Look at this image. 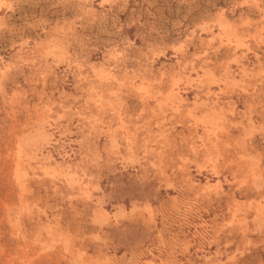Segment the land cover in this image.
<instances>
[{
    "label": "rangeland",
    "instance_id": "1",
    "mask_svg": "<svg viewBox=\"0 0 264 264\" xmlns=\"http://www.w3.org/2000/svg\"><path fill=\"white\" fill-rule=\"evenodd\" d=\"M0 264H264V0H0Z\"/></svg>",
    "mask_w": 264,
    "mask_h": 264
}]
</instances>
